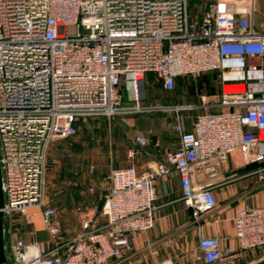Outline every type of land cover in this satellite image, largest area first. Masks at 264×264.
<instances>
[{"label": "built area", "instance_id": "built-area-1", "mask_svg": "<svg viewBox=\"0 0 264 264\" xmlns=\"http://www.w3.org/2000/svg\"><path fill=\"white\" fill-rule=\"evenodd\" d=\"M255 13V0H204L194 16L189 0H0L7 264H110L132 249L136 233L153 227L158 180L176 172L184 203L207 213L217 200L196 180L199 166H225L234 152L244 165L264 163V33L255 28ZM149 73L167 92L179 78L217 73L220 110L195 117L191 131L180 119L179 147L164 162L111 173L100 211L105 227L84 218L63 253L15 237L13 214L29 209L41 210L52 236L61 234L46 198L52 144L76 136L81 119L144 112ZM123 85L131 89V107H124ZM201 100L211 107L205 95ZM135 141L146 145L141 136ZM234 227L241 249L264 248V205L241 209ZM199 247L205 264L222 260L220 238L202 237Z\"/></svg>", "mask_w": 264, "mask_h": 264}, {"label": "crops", "instance_id": "crops-1", "mask_svg": "<svg viewBox=\"0 0 264 264\" xmlns=\"http://www.w3.org/2000/svg\"><path fill=\"white\" fill-rule=\"evenodd\" d=\"M255 4L258 11L261 1L255 0ZM198 5L200 0H190V6ZM257 31L264 33V27ZM181 79H178L177 85ZM205 80L202 76L190 77L186 82L190 85V95L202 93L193 102L190 101V106L194 107L190 112L196 113L195 117L220 110L218 105L221 86L219 95L210 99L203 91ZM204 95L211 105L210 108H205L202 103L201 97ZM164 101L160 97L151 107L158 112L155 120L146 118L138 121L133 118V114L109 119L111 121L122 117L129 127L125 135L128 141L124 144L127 164L125 167L133 165L140 171L148 170L157 163L164 162L166 154L179 147L180 135L174 126L171 129L162 126L168 119L164 114L166 111L161 110L167 107ZM194 118L189 124H185L186 131L192 130ZM180 119L179 116L176 118L177 123ZM137 136L145 138V146L135 141ZM123 168L115 166L112 172ZM196 180L211 186L217 200V207L213 211L196 214L193 208L187 206L182 199L179 176L173 172L170 177L157 182L158 200L155 204L153 227L136 233L132 239V249L110 264H205L199 242L202 237L209 236H216L221 240L222 260L217 264H258L264 261V248L244 250L239 247L234 227V219L241 209L264 205V163L244 165L239 153L234 152L225 166H199ZM79 183L82 184V181L79 180ZM88 184L92 187L99 185L103 189L106 187L105 195L108 193L109 181L105 184ZM80 196V193L75 194L77 198ZM103 201L100 203L92 200L85 207L72 204L54 206V221L62 229L57 237L48 231L40 209H29L27 214L15 212L12 219L13 235L28 244L38 242L45 252L63 253L67 243L81 232L84 218L92 220L93 225L98 228L105 227L106 219L100 213Z\"/></svg>", "mask_w": 264, "mask_h": 264}, {"label": "rangeland", "instance_id": "rangeland-1", "mask_svg": "<svg viewBox=\"0 0 264 264\" xmlns=\"http://www.w3.org/2000/svg\"><path fill=\"white\" fill-rule=\"evenodd\" d=\"M203 1L200 0V5L193 7L190 6L189 0V12L192 16L200 13ZM260 1L261 7L255 13L256 29L264 27V0ZM202 77L206 79L203 91L208 98L213 99L217 94L219 95L221 86L219 77L214 74H205ZM187 80H190V77L182 78L174 91L167 92L162 88L157 75L149 73L144 94L145 99L140 102L144 112L134 113L133 118L138 121L146 118L155 120L158 112L157 109L151 107L161 97L165 100L164 105L167 106L161 110L166 111L164 114L168 116L162 126L171 129L177 124L178 116L183 119L186 125L189 124L196 115V113L190 112V101L193 102L195 97L202 93L190 95V85H187ZM122 93L124 107L133 106V96L128 86L123 85ZM122 117L111 121L104 117L81 119L78 122L76 136L52 144L46 176V198L51 206L72 204L85 207L92 200H97L100 203L103 201L107 188L103 189L99 185L92 187L88 182H103L105 184L109 181L112 168L127 166L124 157L126 153L124 144L128 141L125 135L129 131V127ZM92 167L95 169L94 172H91ZM79 180L82 181V184L79 183ZM91 188L94 190L92 191ZM76 193H80L81 198L75 197Z\"/></svg>", "mask_w": 264, "mask_h": 264}, {"label": "water", "instance_id": "water-1", "mask_svg": "<svg viewBox=\"0 0 264 264\" xmlns=\"http://www.w3.org/2000/svg\"><path fill=\"white\" fill-rule=\"evenodd\" d=\"M3 205H4V193L2 189V178H1V169H0V264H7V256H6L5 240H4V232H3L4 214L1 209ZM258 264H264V261Z\"/></svg>", "mask_w": 264, "mask_h": 264}, {"label": "trees", "instance_id": "trees-1", "mask_svg": "<svg viewBox=\"0 0 264 264\" xmlns=\"http://www.w3.org/2000/svg\"><path fill=\"white\" fill-rule=\"evenodd\" d=\"M209 74H214V75H216V76H218V74L217 73H209ZM205 75V74H204ZM185 78V77H184ZM179 79H181V78H179ZM162 86V85H161ZM99 118V117H98ZM78 122H80V121H78ZM78 122H77V124H76V129H77V133H78ZM77 133H76V135H77ZM104 202V201H103ZM102 205H103V203H102ZM102 205H101V207H102Z\"/></svg>", "mask_w": 264, "mask_h": 264}]
</instances>
